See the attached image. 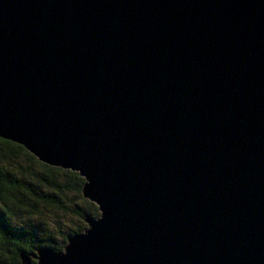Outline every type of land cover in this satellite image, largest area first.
<instances>
[{
    "label": "water",
    "instance_id": "1",
    "mask_svg": "<svg viewBox=\"0 0 264 264\" xmlns=\"http://www.w3.org/2000/svg\"><path fill=\"white\" fill-rule=\"evenodd\" d=\"M0 137L99 210L21 264H264V0H0Z\"/></svg>",
    "mask_w": 264,
    "mask_h": 264
},
{
    "label": "trees",
    "instance_id": "2",
    "mask_svg": "<svg viewBox=\"0 0 264 264\" xmlns=\"http://www.w3.org/2000/svg\"><path fill=\"white\" fill-rule=\"evenodd\" d=\"M83 184L78 172L0 137V264H21V253L40 247L62 250L68 236L83 232L85 218L99 215Z\"/></svg>",
    "mask_w": 264,
    "mask_h": 264
}]
</instances>
